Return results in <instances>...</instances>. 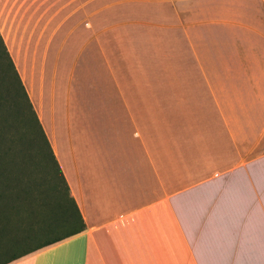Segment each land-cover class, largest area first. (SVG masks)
<instances>
[{"label": "crops", "instance_id": "1", "mask_svg": "<svg viewBox=\"0 0 264 264\" xmlns=\"http://www.w3.org/2000/svg\"><path fill=\"white\" fill-rule=\"evenodd\" d=\"M53 6V37L33 14L9 52L86 230L10 264H219L238 201L264 223V0ZM58 37H86L98 81L64 82Z\"/></svg>", "mask_w": 264, "mask_h": 264}, {"label": "rangeland", "instance_id": "2", "mask_svg": "<svg viewBox=\"0 0 264 264\" xmlns=\"http://www.w3.org/2000/svg\"><path fill=\"white\" fill-rule=\"evenodd\" d=\"M55 1H61V4H65L71 0H0V33L9 49H12L13 54L19 53L18 60L20 63H24V58L27 56L22 40H27L28 37H22V29L26 27V22L23 20L29 16L35 14L37 17H44L46 19L47 26L50 24V28L47 31L46 37H53V30L57 18L68 16L71 10L58 9L53 6ZM88 1V0H82ZM53 7V8H52ZM40 9V10H39ZM27 13V14H26ZM85 13V12H84ZM112 15V13H111ZM81 16H85L84 14ZM56 17V18H55ZM55 18V19H54ZM25 23V24H24ZM75 37H58L55 40V45L58 48L52 49L51 54L55 56L59 47L63 45V59L64 64L61 66V76L68 85L77 83H90L98 81V77L95 75L86 76L84 69L87 65V54L89 50L86 46V37H82L78 42L74 40ZM0 63V103L3 104V108L0 110L1 119L6 122L3 123L5 127L4 136L9 140L6 148L13 150L16 161L13 162V158L5 161L0 166L3 173H7L8 176L3 182L5 186H8L6 192L8 196L13 193L15 195L31 189L32 198L29 196H21V202L23 206L21 211L16 217L13 227V234L19 232L20 227L28 228L33 227L37 230L40 227L39 223L43 221L47 216L48 208H44L43 199L45 198V191L48 186L54 185V179L50 177V169L47 162H45L42 155L39 154L40 148L38 146L39 141L35 134L31 132V129L27 127L29 122V116L25 111L27 109L25 100L19 97L17 88L12 82L11 75L7 73V69L2 67ZM76 68L75 77L71 79V71ZM22 69V67H21ZM97 74H100L97 73ZM6 80H3L2 76ZM21 75V74H20ZM25 81L30 85L31 81L37 80L39 74L29 75L26 72L22 73ZM30 76L33 80H29ZM32 83V82H31ZM36 84V81H34ZM36 89V88H35ZM32 102V101H31ZM27 104V103H26ZM33 104V103H32ZM34 106V105H33ZM35 108V107H34ZM22 110L24 114L19 117L17 111ZM19 112V111H18ZM25 117V118H24ZM27 117V119H26ZM30 124V123H29ZM27 136L26 141L29 143L24 148L22 143H13L14 140H18L20 136ZM19 141V140H18ZM32 143V145H31ZM42 150V149H41ZM0 171V172H2ZM44 185V186H43ZM261 190V186L258 187ZM4 190L1 186V190ZM245 199L246 196H240ZM264 205V203H263ZM29 207L35 210V213L29 212ZM261 203L258 201L242 200L238 201V217L237 218H222V225L227 230L230 229L229 237L232 243V249L226 248L225 239L223 238V249L221 252L219 264H264V223L261 222L262 217ZM30 213H33L30 215ZM229 214V211L227 210ZM39 215V218L36 216ZM247 215L249 219L247 218ZM264 215V212H263ZM18 223V224H16ZM228 225V226H227ZM218 252V250H217ZM10 252H0V261L9 256ZM218 255L216 254V261H218Z\"/></svg>", "mask_w": 264, "mask_h": 264}, {"label": "trees", "instance_id": "3", "mask_svg": "<svg viewBox=\"0 0 264 264\" xmlns=\"http://www.w3.org/2000/svg\"><path fill=\"white\" fill-rule=\"evenodd\" d=\"M0 63L3 64V68L7 69V73L11 75L12 82L17 88L19 97L27 103H25L27 107L25 111L29 116L27 127H29L31 132L37 137L36 139L39 141L38 146L40 148L39 154H41L42 158L47 162L48 168L51 171L50 177L54 179V185L51 187L48 186L45 191L43 207L48 208L49 211H47V216L42 219L43 221L39 223V229L37 230L33 227H20L19 232L13 234V227L16 219L14 215H17L23 206V202L20 201L21 196H29L30 198L33 196L30 189L29 191H26L25 194L23 193L24 191L17 195L11 193L8 196L7 201V193L5 192L9 187L5 186L3 182L8 174L3 173L0 168V171H2L0 172V252H10L7 258L0 261V264H10L32 253L83 233L86 230V225L76 201L71 196L65 176L1 33ZM2 78L3 80H6V75L5 77L2 76ZM2 108L3 104L0 103V110ZM18 111L17 116L19 119L25 111ZM0 120L6 122L4 119H1V116ZM4 132L5 127L3 126V123H0V166L3 165L5 161L10 160L12 162V158L13 162L16 161L15 155H13V150L6 148L9 140L5 138ZM26 138L27 136L22 135L18 138L19 141L14 140L13 143L15 145L17 142L22 143L25 148L29 144L26 141ZM1 186H3L4 190H1ZM29 212L35 213V210L32 207H29ZM33 213H30V215ZM36 216L40 219L39 215Z\"/></svg>", "mask_w": 264, "mask_h": 264}]
</instances>
